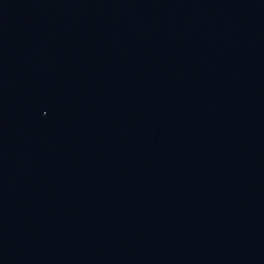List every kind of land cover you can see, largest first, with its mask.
<instances>
[{
	"label": "water",
	"instance_id": "obj_1",
	"mask_svg": "<svg viewBox=\"0 0 264 264\" xmlns=\"http://www.w3.org/2000/svg\"><path fill=\"white\" fill-rule=\"evenodd\" d=\"M0 264H264V0H0Z\"/></svg>",
	"mask_w": 264,
	"mask_h": 264
}]
</instances>
